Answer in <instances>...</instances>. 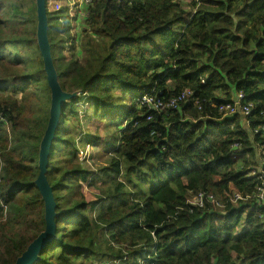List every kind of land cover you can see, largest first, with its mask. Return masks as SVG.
<instances>
[{
  "label": "trees",
  "instance_id": "obj_1",
  "mask_svg": "<svg viewBox=\"0 0 264 264\" xmlns=\"http://www.w3.org/2000/svg\"><path fill=\"white\" fill-rule=\"evenodd\" d=\"M85 8L81 35L67 8L48 11L59 81L81 94L63 106L53 142L57 238L36 264H264L261 181L251 176L264 141L255 133L264 125V0H92ZM36 32L35 0H0V264H15L46 230L35 181L51 90ZM154 90L164 103L193 95L148 119L138 100ZM240 93L255 106L250 127L240 114L219 113ZM86 96L94 121L120 130L111 168L100 173L66 154L77 150L68 109L76 115ZM99 179L109 187L87 202L81 184ZM202 194L218 205L189 204ZM237 194L249 199L233 203Z\"/></svg>",
  "mask_w": 264,
  "mask_h": 264
},
{
  "label": "water",
  "instance_id": "obj_2",
  "mask_svg": "<svg viewBox=\"0 0 264 264\" xmlns=\"http://www.w3.org/2000/svg\"><path fill=\"white\" fill-rule=\"evenodd\" d=\"M35 4L37 8V44L43 58L44 70L51 90L50 119L40 145L39 176L35 181L45 204L46 230L28 246L15 264H36L41 260L43 250L57 238V224L55 222L58 216L57 203L47 173L53 142L62 118L63 106L77 99L81 94L80 91L66 92L63 90L52 56L47 0H35Z\"/></svg>",
  "mask_w": 264,
  "mask_h": 264
},
{
  "label": "rangeland",
  "instance_id": "obj_3",
  "mask_svg": "<svg viewBox=\"0 0 264 264\" xmlns=\"http://www.w3.org/2000/svg\"><path fill=\"white\" fill-rule=\"evenodd\" d=\"M64 8L68 10L65 15L66 17L69 16L71 29L76 34L78 33L81 35L84 29L81 28L82 19L87 17L86 8L83 6V0H50L48 3L49 12L62 11ZM64 20L65 18L62 16L60 21L63 22ZM87 99L86 96L83 98V102L77 104L76 115L71 116L72 111L70 108L68 109L71 127L75 129L73 136L76 137L77 150L75 152L67 151L66 154L74 161L82 163L85 170L91 169L94 173H100L101 170L111 168L113 158L112 145L114 138L116 139L118 137L120 130L118 129L119 126L111 124L112 122L94 121V109L92 106L89 107L85 104V102L88 101ZM127 101L128 99L126 103ZM93 135H97L99 140L96 143L89 144V139ZM120 180H122V178H120ZM107 187H109V185L104 184L99 179L97 180L96 186H88L87 183H82L81 191L87 202H93L97 200L100 190ZM95 263L96 262L92 264ZM139 263L143 264L142 261H139ZM115 264H124V262H117Z\"/></svg>",
  "mask_w": 264,
  "mask_h": 264
},
{
  "label": "built area",
  "instance_id": "obj_4",
  "mask_svg": "<svg viewBox=\"0 0 264 264\" xmlns=\"http://www.w3.org/2000/svg\"><path fill=\"white\" fill-rule=\"evenodd\" d=\"M92 0H83V6H87L90 4ZM193 93L190 90L184 91L181 95L171 99L169 102L164 103L159 94H155V90L148 95L143 96L138 100V109L145 110L148 109L150 112V116L148 119L153 117L152 111L154 112H162L166 109H177L181 103L189 102L190 97H192ZM245 95L240 93L235 98H233L230 102H225L219 106V113L224 114L226 116H234L236 114H240L245 119V125L248 127L251 126V118L253 117V111L255 106L253 104H244ZM201 108V107H199ZM264 115V113H263ZM255 133L260 134V136L264 139V125H261L259 129L255 130ZM239 144H236L238 147ZM257 155L259 168L257 172H253L251 176L258 178L261 183L256 189L255 198L264 205V141L257 144ZM249 198H244L243 195L237 194L231 201L233 203H238L239 201L248 200ZM206 201L213 205H218L217 200L214 196H209L206 198L205 194L199 195L194 199L189 201V204L194 207L205 208Z\"/></svg>",
  "mask_w": 264,
  "mask_h": 264
}]
</instances>
